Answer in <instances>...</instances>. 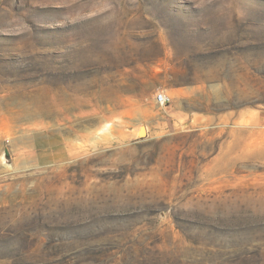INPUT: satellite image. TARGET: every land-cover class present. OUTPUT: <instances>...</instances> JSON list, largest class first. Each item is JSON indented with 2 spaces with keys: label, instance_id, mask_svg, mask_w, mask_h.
Returning a JSON list of instances; mask_svg holds the SVG:
<instances>
[{
  "label": "rangeland",
  "instance_id": "rangeland-1",
  "mask_svg": "<svg viewBox=\"0 0 264 264\" xmlns=\"http://www.w3.org/2000/svg\"><path fill=\"white\" fill-rule=\"evenodd\" d=\"M0 264H264V0H0Z\"/></svg>",
  "mask_w": 264,
  "mask_h": 264
},
{
  "label": "built area",
  "instance_id": "built-area-1",
  "mask_svg": "<svg viewBox=\"0 0 264 264\" xmlns=\"http://www.w3.org/2000/svg\"><path fill=\"white\" fill-rule=\"evenodd\" d=\"M172 99L165 92H159L156 95V103L162 107L168 106Z\"/></svg>",
  "mask_w": 264,
  "mask_h": 264
},
{
  "label": "water",
  "instance_id": "water-1",
  "mask_svg": "<svg viewBox=\"0 0 264 264\" xmlns=\"http://www.w3.org/2000/svg\"><path fill=\"white\" fill-rule=\"evenodd\" d=\"M141 136L144 137L145 136V133L144 134H141Z\"/></svg>",
  "mask_w": 264,
  "mask_h": 264
},
{
  "label": "bare ground",
  "instance_id": "bare-ground-1",
  "mask_svg": "<svg viewBox=\"0 0 264 264\" xmlns=\"http://www.w3.org/2000/svg\"><path fill=\"white\" fill-rule=\"evenodd\" d=\"M141 134H143V133L141 132Z\"/></svg>",
  "mask_w": 264,
  "mask_h": 264
}]
</instances>
